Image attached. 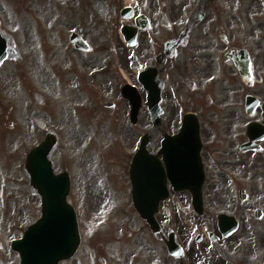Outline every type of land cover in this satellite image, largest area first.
Segmentation results:
<instances>
[{
  "label": "flooded vegetation",
  "instance_id": "flooded-vegetation-1",
  "mask_svg": "<svg viewBox=\"0 0 264 264\" xmlns=\"http://www.w3.org/2000/svg\"><path fill=\"white\" fill-rule=\"evenodd\" d=\"M73 1L58 0L75 10L70 27H59L70 46L62 74L76 82L77 99L93 101L84 108L105 107L114 124L149 135L137 194L157 208L155 230L136 211L131 170L140 140L118 141L119 177L111 148L105 176L88 171L76 185L81 196L85 184L88 207L115 209L98 222L104 231L93 229V264H110L117 251L126 262L116 264H264V0ZM0 35L17 49L6 50L15 56L0 64L1 80L14 74L7 62L24 58L1 18ZM2 92L0 83V103ZM104 93L113 99L99 107ZM127 222L134 228L126 236L111 234ZM81 246L61 264H81Z\"/></svg>",
  "mask_w": 264,
  "mask_h": 264
},
{
  "label": "rangeland",
  "instance_id": "rangeland-1",
  "mask_svg": "<svg viewBox=\"0 0 264 264\" xmlns=\"http://www.w3.org/2000/svg\"><path fill=\"white\" fill-rule=\"evenodd\" d=\"M70 3L74 1L70 0ZM65 7L58 0H0L1 25L16 33L24 58L23 64L22 57L7 62L5 68H13L14 74L7 73L0 80L3 89L0 119L4 118L0 121V264H20V255L11 249V242L20 238L28 225L40 216V198L30 194L23 165L26 152L42 140L43 132L52 129L58 134L59 144L52 154L55 170L68 169L75 182L70 199L76 203L82 228L81 264H93L95 259L89 248L93 229L99 227L104 231V226L98 222H104L106 214L116 215L111 205L102 209L88 207L83 198L85 184L81 196L76 192V185L79 179L86 180L88 171L102 179L112 160L115 177H119L122 168L115 157L116 145L120 141L126 147L139 137L130 129L114 124L105 107L84 108L93 101L85 93L77 99L76 82L63 76L61 58L70 52V46L59 27H70L75 13L74 9L70 11ZM25 57L29 59L27 65ZM112 99L110 94H98L97 104L100 107L102 101ZM36 119L44 120L46 127L42 129ZM9 121L14 122L13 127ZM111 148L115 149L111 152L114 153L112 160L109 155L106 157ZM102 186L111 194L110 188ZM26 193L30 202L25 198ZM120 228L121 234L126 236L134 225L131 222L124 223V226L115 225L111 234L116 235ZM124 255L119 251L109 254L110 264L126 262ZM75 263L76 260L72 259L63 264Z\"/></svg>",
  "mask_w": 264,
  "mask_h": 264
},
{
  "label": "water",
  "instance_id": "water-1",
  "mask_svg": "<svg viewBox=\"0 0 264 264\" xmlns=\"http://www.w3.org/2000/svg\"><path fill=\"white\" fill-rule=\"evenodd\" d=\"M5 50L0 40V52ZM4 55L0 56V62ZM57 144V136L48 132L45 140L29 153L25 170L43 197L42 216L30 225L23 238L14 240L12 247L22 256L21 264H59L72 256L80 241L74 208L67 202L68 183L64 176L53 173L51 152ZM154 211H151V215ZM142 213L151 220L148 211Z\"/></svg>",
  "mask_w": 264,
  "mask_h": 264
}]
</instances>
